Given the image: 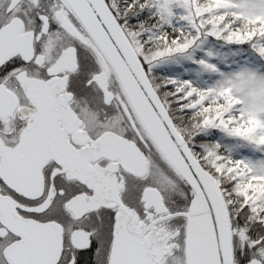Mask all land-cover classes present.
I'll list each match as a JSON object with an SVG mask.
<instances>
[{
  "label": "snow or ice",
  "instance_id": "obj_1",
  "mask_svg": "<svg viewBox=\"0 0 264 264\" xmlns=\"http://www.w3.org/2000/svg\"><path fill=\"white\" fill-rule=\"evenodd\" d=\"M0 264H264V0H0Z\"/></svg>",
  "mask_w": 264,
  "mask_h": 264
}]
</instances>
